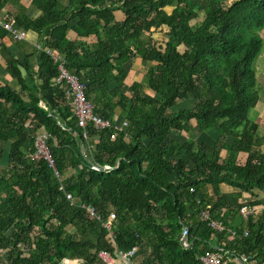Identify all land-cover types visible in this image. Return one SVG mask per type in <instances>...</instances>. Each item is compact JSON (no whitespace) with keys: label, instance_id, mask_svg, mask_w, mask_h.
<instances>
[{"label":"trees","instance_id":"16d2710c","mask_svg":"<svg viewBox=\"0 0 264 264\" xmlns=\"http://www.w3.org/2000/svg\"><path fill=\"white\" fill-rule=\"evenodd\" d=\"M22 1L0 0V9L12 5L17 27L37 33L43 51L35 50V71L29 58L22 64L1 44L21 92L0 86V264H100V252L116 256L133 246L135 264H201L217 250L264 264V209L231 225L243 205L264 206V136L250 119L261 102L255 64L264 0H31L36 18ZM154 34L167 39L158 43ZM7 36L0 27V40ZM47 50L86 86L97 115L127 122L115 140L114 129L92 127L84 139ZM138 61L147 66L145 83L127 87L128 67ZM193 129L215 130L214 143L172 138ZM44 132L60 179L47 163L29 160ZM222 184L235 191L222 193ZM243 193L256 199L243 203ZM80 203L103 221L116 215L114 241ZM203 210L237 237L215 234L200 220ZM185 225L188 250L179 239Z\"/></svg>","mask_w":264,"mask_h":264},{"label":"built area","instance_id":"2783aa9c","mask_svg":"<svg viewBox=\"0 0 264 264\" xmlns=\"http://www.w3.org/2000/svg\"><path fill=\"white\" fill-rule=\"evenodd\" d=\"M0 27H2L8 35L15 42H24L28 41V32L24 29L17 27L16 21L14 18L5 20L0 22ZM36 49L38 51H43L41 45H36ZM46 54L52 59L55 64L58 76L55 78V85L60 87L63 90L65 100L69 102L70 107L73 109L74 115L78 120V127L84 130L83 137L85 140H89L90 132L88 130L89 127H92L97 133L104 132L108 129H114V134L111 139L115 140L120 132H124L127 128V122L123 121L119 124H115L114 122L103 118L100 115L95 113V106L93 103L89 102L86 97V86L81 83V81L71 75L68 70H66L65 62L62 57L55 51L47 50ZM128 137V136H127ZM29 160L34 163L45 162L49 165V167L53 170L54 175L57 178H60V174L56 170L55 161L52 157L51 151L49 150V135L47 133L40 134L35 139V149L34 152L29 156ZM92 170L97 172L105 171L109 172L112 170L110 167H105L103 169H99L98 167H92ZM60 190L64 192L66 200L71 202L73 206L75 203V198L66 193L64 188L61 186ZM79 207L88 211L91 217L96 219L98 222L102 223V226L105 228L108 224L116 219L115 214H110L109 219L107 221H103L102 215H99L95 208L91 205L80 203ZM258 211L254 206L243 205L239 209V216L243 220H247L249 217L257 216ZM200 220L207 225L215 234L223 233L227 231L228 239H234L237 237V232L235 230L227 229L224 224L216 219H213L210 213L207 210L201 211ZM114 225V223H113ZM115 229L114 231L109 232V237L112 241L115 239ZM109 231V230H108ZM191 236V230L188 226H183L182 233L180 235V244L183 250L190 249L189 238ZM243 236H247V232H243ZM238 237H240L238 235ZM139 252L138 246H133V249L128 252H118L116 256H113L109 252H100L98 258L101 260L100 264H135L136 256ZM247 258L241 257L238 259L233 258L230 253L217 250L216 252L206 253L200 258L201 264H247ZM76 261H68L64 260V264H77Z\"/></svg>","mask_w":264,"mask_h":264},{"label":"crops","instance_id":"0c3cea01","mask_svg":"<svg viewBox=\"0 0 264 264\" xmlns=\"http://www.w3.org/2000/svg\"><path fill=\"white\" fill-rule=\"evenodd\" d=\"M21 4L27 8V13L29 14V16L36 18L40 15V12L38 10H36L33 6H31V0H23ZM15 13H16V9L12 5H8L6 8L0 9V22L14 18ZM116 15H117V20L122 21L124 19L121 12H117ZM28 34H29L28 41H25V43L15 42L11 38L10 35H8L5 39L0 40V86H6V87L11 88L14 91L21 92V87H20L18 80L13 79L7 71V63H6L3 55L1 54V44L6 45L7 49L10 52V55L13 58L17 59L20 63L23 64L25 62V60L27 58H29L30 66L33 67L35 71H37V67H36L37 57L35 54V50H36V45H41L40 44V37L37 33H28ZM66 36H68V39L71 41H76L79 38L77 36V34L72 32V31H69L68 35H66ZM94 41L95 40L92 39L90 42H94ZM19 67H22V66H19ZM128 68H129L128 69V77L125 81V85L127 87H129L134 82L142 83L144 75L139 74V69H137L138 67L136 65H132V67H128ZM143 92H144L145 96H151L152 95L148 89H144ZM40 106L45 108V105L43 103H40ZM182 106H188V105L183 104ZM116 119H117V116L114 118V120L116 121ZM192 124H193V127L197 126L196 121H192ZM40 134H43V133H40ZM216 136H217V133L215 132V130H211L210 132L204 133V132H199L197 129H193L188 133L182 134V137L176 133V134H174V136L172 138H177L179 141L190 140V141L208 143V144L212 145L214 143V141H212V139H215ZM220 191L222 193H230V192H234L235 190L232 189L231 187H228V186L222 184V185H220ZM206 193H207L208 197L215 200V197L213 196V189H212L211 185H207ZM246 195L247 194H245V193L242 194V202L243 203L246 202L245 201ZM249 198L252 199L251 196H249ZM249 201H252V200H249ZM242 220L243 219L238 215L232 219L231 225L241 224V222H243ZM212 243L214 245H216L217 241L214 239L212 241Z\"/></svg>","mask_w":264,"mask_h":264},{"label":"rangeland","instance_id":"374dc122","mask_svg":"<svg viewBox=\"0 0 264 264\" xmlns=\"http://www.w3.org/2000/svg\"><path fill=\"white\" fill-rule=\"evenodd\" d=\"M234 1L235 0H226V3H224V4L226 6H230ZM167 11L169 13H171L172 12V8H168ZM200 20H201V17L198 19L197 22H200ZM192 26H193V28L196 27L195 21H192ZM165 30H167V29H165ZM260 36L263 39V53L259 57V59L257 60V62L255 64V69H256V72H257V79H258L257 90L260 93V101L261 102L258 104L256 110L251 114L250 119H251V121L253 123H257L259 125V134H260V136H264V30H262V32L260 33ZM148 37H150V36H147V38ZM152 38L154 40H156V42H158V43H163V42H165V39H167V38H165L163 36V34H154V35H152ZM180 51H181V53H183L184 50L183 49H180ZM136 66L138 67L137 69H139V74L145 75V73H146L145 68L147 67L145 65V63H141L140 61H138L137 64H136ZM142 83H145L144 77H143ZM187 105L189 107H191L190 104H187ZM123 121H124L123 118L121 119L120 116H118L117 119H116V121L114 123L115 124H119V123H121ZM255 199L256 198L250 199L249 196L246 195L245 196V201H246L245 203H247L249 200L254 201ZM256 208H257V211L258 212H261V210L264 209V206L263 207H256ZM113 223H114V225H113ZM113 223L111 222L110 224H108L107 226H105V229L107 230L108 233L114 231V226L116 227V219L113 221ZM71 230L73 231L74 229H71ZM189 242H190V238H189ZM190 248H191V243H190ZM4 255H5L4 252H0V256L5 260L6 257ZM98 262H101V260L99 258H98Z\"/></svg>","mask_w":264,"mask_h":264},{"label":"water","instance_id":"95a60500","mask_svg":"<svg viewBox=\"0 0 264 264\" xmlns=\"http://www.w3.org/2000/svg\"><path fill=\"white\" fill-rule=\"evenodd\" d=\"M19 70L21 71L22 76L25 78L27 76L26 71L22 67H19Z\"/></svg>","mask_w":264,"mask_h":264}]
</instances>
